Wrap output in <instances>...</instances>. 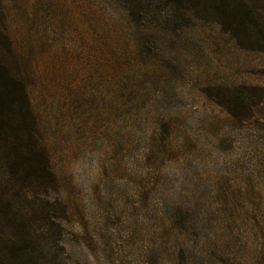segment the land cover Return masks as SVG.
Listing matches in <instances>:
<instances>
[{
  "label": "rangeland",
  "instance_id": "374dc122",
  "mask_svg": "<svg viewBox=\"0 0 264 264\" xmlns=\"http://www.w3.org/2000/svg\"><path fill=\"white\" fill-rule=\"evenodd\" d=\"M94 2L105 17L79 0H9L33 42L32 102L67 216L34 256L264 264V104L235 120L209 95L264 88V47L195 22L159 36L158 50L145 36L122 51L113 29L131 40L139 28L118 0Z\"/></svg>",
  "mask_w": 264,
  "mask_h": 264
},
{
  "label": "trees",
  "instance_id": "16d2710c",
  "mask_svg": "<svg viewBox=\"0 0 264 264\" xmlns=\"http://www.w3.org/2000/svg\"><path fill=\"white\" fill-rule=\"evenodd\" d=\"M79 1L81 13L94 16L98 9L105 17L95 0ZM118 1L131 29L139 28L138 36L132 33L131 40L121 28L113 29L117 48L122 51H136L146 38L158 50L159 36L195 22H213L244 47L254 42L264 47V0ZM99 23L96 30L105 36L104 20ZM21 35L9 0H0V264H42L34 251L41 249V242L53 237L52 229L63 226L67 218L65 205L57 197L58 180L32 102L36 72L33 42L27 34L23 43ZM239 87L235 93L219 90L209 95L233 119L244 120L252 116L257 104H264V88Z\"/></svg>",
  "mask_w": 264,
  "mask_h": 264
}]
</instances>
